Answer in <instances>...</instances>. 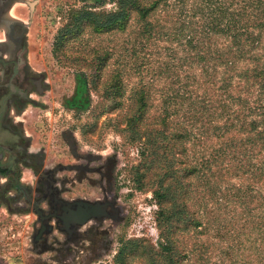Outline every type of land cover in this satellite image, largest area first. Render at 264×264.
<instances>
[{
    "label": "rangeland",
    "instance_id": "1",
    "mask_svg": "<svg viewBox=\"0 0 264 264\" xmlns=\"http://www.w3.org/2000/svg\"><path fill=\"white\" fill-rule=\"evenodd\" d=\"M197 1L159 0L100 32L89 15L114 0L11 4L28 65L0 68V88L36 108L24 148L39 165L0 192V264H264V55L235 60L215 35L206 56L198 30L190 47ZM78 201L102 214L61 225L54 213Z\"/></svg>",
    "mask_w": 264,
    "mask_h": 264
},
{
    "label": "trees",
    "instance_id": "2",
    "mask_svg": "<svg viewBox=\"0 0 264 264\" xmlns=\"http://www.w3.org/2000/svg\"><path fill=\"white\" fill-rule=\"evenodd\" d=\"M91 1L95 6H100L104 0ZM158 1L150 0L145 3L143 0H114L115 10L113 12L103 15L101 18L100 16L88 14L90 17L93 16L90 19V23L99 32L116 26L121 27L127 22L131 13L135 12L140 17H145L156 8ZM189 12L191 13V18L197 17V21H189L191 34L187 39V43L192 47L195 30H198L202 35L205 47L201 54L210 56L211 37L223 35L229 39L230 46L228 48L232 52L231 57L236 56L233 57L235 60H238V56L243 54L241 49L244 46H247L248 50L260 49L264 55V0H198L192 3ZM77 22L80 21H76L77 26H79ZM57 40H60V36ZM198 58L201 60L204 59V56L200 55ZM259 72L255 74L262 76L260 90L264 91V76L262 75L264 70ZM11 95L8 92L6 95H0V159L2 158V153H4L3 149L8 148L7 161L4 164H0V177L5 178L7 182L5 188H0V192L19 188L18 168L21 165H26L24 164L26 158L24 154L25 140L17 131L11 130L10 126L4 123L7 117V101H9ZM26 103L29 102L27 101ZM8 139L12 141L11 146H7L6 142ZM157 195L159 194L157 193L155 196ZM121 255L122 250L118 252L117 257Z\"/></svg>",
    "mask_w": 264,
    "mask_h": 264
},
{
    "label": "flooded vegetation",
    "instance_id": "3",
    "mask_svg": "<svg viewBox=\"0 0 264 264\" xmlns=\"http://www.w3.org/2000/svg\"><path fill=\"white\" fill-rule=\"evenodd\" d=\"M14 2V0H0V28L1 26H3V40L1 42H3L4 45H0V49H2L3 47L5 48L8 47L10 50V59H9V64L11 65V69H10V73H15L19 70L20 65H23V44H24V31H23V27H22V21L18 20L17 18H10L8 17V12L10 10L11 4ZM8 64L2 60L1 55H0V67L4 68L5 71H9V69H6ZM38 83H36V88H37ZM1 90H5L7 89L8 93H15L17 95V99L18 98H22L25 99L24 96L22 95L21 92L13 89V91H10V84L8 83H3L2 87L0 88ZM0 90V92H2ZM73 100L76 102H79L81 99L79 98V95L76 94L75 97L73 98ZM6 149V150H5ZM4 153L7 154L8 148H4ZM25 151V160H24V164H26L25 166H33V167H37L39 165V162H34L32 157L30 155H28ZM36 158H38V156H36ZM32 164V165H31ZM25 166H20L23 168H26ZM17 190H22V188L19 185V188ZM8 191V190H7ZM76 203H83V204H88V205H96L97 207H99V210L102 214V209L100 207L99 204H89L86 202H74V204L68 206H62L60 214L58 212L54 213V217L55 219L61 224L64 225L65 223L67 224H76L77 222L75 220H77L78 218L73 216V214H70L72 212H74L76 210V208L79 209H85L82 205H76ZM99 217V216H97ZM90 218H94V216H91ZM89 218V219H90ZM96 218V217H95ZM89 219H87L85 222H87ZM84 222V223H85Z\"/></svg>",
    "mask_w": 264,
    "mask_h": 264
},
{
    "label": "crops",
    "instance_id": "4",
    "mask_svg": "<svg viewBox=\"0 0 264 264\" xmlns=\"http://www.w3.org/2000/svg\"><path fill=\"white\" fill-rule=\"evenodd\" d=\"M8 17H10V18H17V17H13V15H10L9 14V12H8ZM19 21H20V19L19 18H17ZM1 28H3V27H1ZM4 29V28H3ZM3 31L4 30H2V32H0L1 34H0V45H4L3 44V42H1L2 40H3V36H2V34H3ZM27 49H28V47H26V45H25V40H24V44H23V64L25 65V64H27L28 65V62H26V60L25 59H27ZM0 55H1V58H2V60H4L8 65L7 66H9L10 64H9V59H10V50H9V48L8 47H6L5 46V48L3 47L2 49H0ZM30 67V66H29ZM1 68V67H0ZM27 72H28V74L29 73H32V74H34V73H36L32 68H28L27 69ZM38 85H40V83H38ZM11 87L12 86H10V91H12L11 90ZM37 88H39V86H37ZM40 89V88H39ZM32 109H36V108H31L30 107V105H29V103H26V105H24V106H21V107H19V108H16L14 105H12L11 103L8 105V108H7V120H8V123L11 125V126H17L18 127V129H19V131H20V136L24 139V140H27V139H29L30 137H29V133L27 132V130L26 129H28V128H26V126H27V121H26V118H25V115H26V113H28V111L29 110H32ZM36 122H37V120H35V122H33V123H35L36 124ZM7 123V124H8ZM5 136H6V134H5ZM31 141H29V143H28V146H27V148H26V152L28 153V154H31V153H33L34 151L33 150H31L30 149V147H31ZM39 156V155H38ZM0 157H1V155H0Z\"/></svg>",
    "mask_w": 264,
    "mask_h": 264
},
{
    "label": "water",
    "instance_id": "5",
    "mask_svg": "<svg viewBox=\"0 0 264 264\" xmlns=\"http://www.w3.org/2000/svg\"><path fill=\"white\" fill-rule=\"evenodd\" d=\"M11 90L13 91V88L11 87ZM37 92H39V88H37ZM76 205H82L85 209H79L76 208V210L70 214H73V216L77 217L78 219L75 220L78 225L83 224L87 219H89L91 216L97 217L101 215V212L99 210V207L96 205H86L83 203H76ZM43 228H41L42 231ZM41 232H39L40 234Z\"/></svg>",
    "mask_w": 264,
    "mask_h": 264
}]
</instances>
